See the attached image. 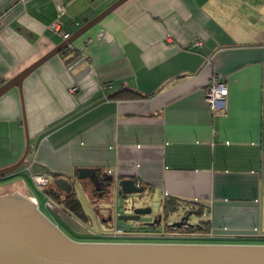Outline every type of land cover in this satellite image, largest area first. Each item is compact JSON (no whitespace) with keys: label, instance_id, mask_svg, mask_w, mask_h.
<instances>
[{"label":"crops","instance_id":"crops-1","mask_svg":"<svg viewBox=\"0 0 264 264\" xmlns=\"http://www.w3.org/2000/svg\"><path fill=\"white\" fill-rule=\"evenodd\" d=\"M116 1L0 0V86ZM61 52L24 79L22 105L16 88L0 98V169L29 141L0 195L37 204L23 174L41 175L111 204L78 179L92 170L134 180L163 214L191 212L207 233L188 238L264 245V0H128Z\"/></svg>","mask_w":264,"mask_h":264},{"label":"water","instance_id":"water-1","mask_svg":"<svg viewBox=\"0 0 264 264\" xmlns=\"http://www.w3.org/2000/svg\"><path fill=\"white\" fill-rule=\"evenodd\" d=\"M126 1L128 0H117L67 40L5 81L0 86V98L16 88L22 105L24 79ZM28 150L29 141L26 139L22 156L14 164L0 169V179L16 173L25 164ZM93 176L92 170H79L78 179ZM110 181L112 187L118 188L124 195L143 192V188L132 179ZM52 184L67 195L73 190L72 185L63 178L53 180ZM146 214H150L149 208L136 209L132 215L119 216L118 220L138 221L140 216ZM189 215L192 213H188ZM187 218H182L179 223H171L168 227L179 228L186 225ZM160 220L159 216L158 221ZM0 264H264V245L76 242L44 216L32 199L14 193L0 195Z\"/></svg>","mask_w":264,"mask_h":264},{"label":"rangeland","instance_id":"rangeland-1","mask_svg":"<svg viewBox=\"0 0 264 264\" xmlns=\"http://www.w3.org/2000/svg\"><path fill=\"white\" fill-rule=\"evenodd\" d=\"M24 131V128H23ZM25 134V133H24ZM19 172V170L17 171ZM23 179L25 180L30 195L36 200L38 205V210L46 216L54 225L58 227V229L65 234L69 239L76 242H90L89 238H103L102 240H98L95 242H103L106 241H123L122 239V231L137 233L142 230L139 229V225L151 221L157 215H162V209L159 207L156 201L150 202V204L144 201L143 192L132 195H124L120 191L111 195L110 202L111 204L107 205L105 203H101L95 205L91 203V194L84 193L80 191L76 187V193L78 198L80 199L83 207L85 208L86 218L82 219L81 216H76L74 212L71 213L70 210H57L49 211L45 207L46 198L42 195L40 190H37L28 178H26V174H23ZM90 194V195H89ZM47 199H50L47 197ZM53 203H55L52 199H50ZM99 207H105L108 209H104V212L96 213ZM149 208L150 214L140 216L138 221H121L118 220L119 216H129L132 215L133 211L136 209H144ZM111 209L110 215L115 217V221L113 223L103 222V219L107 212ZM178 213L167 214L169 216L168 222L171 224L174 220H176L179 216ZM190 222L194 223L195 218L191 217ZM117 233V235H116ZM116 235V236H115ZM91 240V239H90ZM176 243L181 244H218L214 243L216 240H211L208 237H189L188 239L181 240H173ZM171 241V242H173ZM178 241V242H177ZM170 242V241H169ZM168 244H174V243ZM160 244H166L165 242H161ZM232 245V244H230ZM238 245V244H237ZM240 245V244H239ZM242 245V244H241ZM247 245V244H245ZM250 245V244H249Z\"/></svg>","mask_w":264,"mask_h":264},{"label":"flooded vegetation","instance_id":"flooded-vegetation-1","mask_svg":"<svg viewBox=\"0 0 264 264\" xmlns=\"http://www.w3.org/2000/svg\"><path fill=\"white\" fill-rule=\"evenodd\" d=\"M108 184V182L106 183ZM108 186H99L97 189L103 190V193H107ZM106 212V211H105ZM111 210L107 212V215L101 219L103 222L113 223L115 221V217L110 215ZM98 214L99 211H96ZM189 212H186L180 216L176 220L171 223H179L180 220L184 217H188L186 220V225H182L179 228H169L168 215L162 214L160 215V221H158L159 215L155 216V218L151 221L144 222L139 225V229L142 230L141 232L131 233L122 231V239L123 241H103V242H110V243H142V244H160L161 242H165L166 244L170 243L173 240H181V239H188V230H192L188 226L191 225V217L192 215L188 216ZM170 241V242H169ZM178 242V241H177ZM171 243H176L173 241Z\"/></svg>","mask_w":264,"mask_h":264},{"label":"trees","instance_id":"trees-1","mask_svg":"<svg viewBox=\"0 0 264 264\" xmlns=\"http://www.w3.org/2000/svg\"><path fill=\"white\" fill-rule=\"evenodd\" d=\"M63 51L61 53H63ZM131 96L134 98L139 97L136 94L131 95ZM116 97L120 98L119 96H116ZM55 179H57V178H55ZM107 182H108V184H106ZM98 185L99 186H108L107 190H106L107 193H103L102 192L103 190L97 189ZM92 186H93L94 192L99 193V194H97V195H99L98 196L99 201H110L112 184H111L110 179L107 178V176L105 177V175L94 174V176L92 177ZM44 192H45L46 197L52 199L62 210H64V211L70 210L71 213L74 212L76 216L77 215L81 216L82 219L86 218V215L83 213V211L81 209L80 202H79V200H78V198H77V196L73 190L71 191L70 194L67 195V194L61 193L56 188L54 190V189H50L47 187L44 189ZM168 211H172V210H168L167 206H164V212L167 213ZM197 211H199V210H197ZM188 233L190 235L196 234V235L203 236L205 233H207L206 224L200 223L198 225H195V226H193L192 230H188ZM102 239L103 238H101V237L89 238V241L95 242V241L102 240ZM103 241H106V240H103Z\"/></svg>","mask_w":264,"mask_h":264},{"label":"built area","instance_id":"built-area-1","mask_svg":"<svg viewBox=\"0 0 264 264\" xmlns=\"http://www.w3.org/2000/svg\"><path fill=\"white\" fill-rule=\"evenodd\" d=\"M69 37V34L63 35L64 40H67ZM71 91H74V89H71ZM226 96L227 89L217 78L212 79L204 91V100L213 113L222 112L224 110ZM32 180L36 188L39 189H42L49 184L48 179L41 175H34ZM45 207L49 211H55L57 208L50 199H46Z\"/></svg>","mask_w":264,"mask_h":264}]
</instances>
